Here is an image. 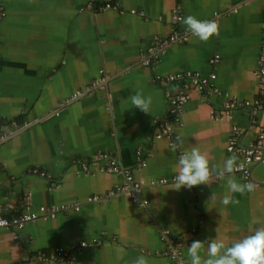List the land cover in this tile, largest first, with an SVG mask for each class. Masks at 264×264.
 Segmentation results:
<instances>
[{
  "label": "crops",
  "instance_id": "1",
  "mask_svg": "<svg viewBox=\"0 0 264 264\" xmlns=\"http://www.w3.org/2000/svg\"><path fill=\"white\" fill-rule=\"evenodd\" d=\"M3 4L0 215L30 210L40 217L24 227H0V264H134L141 254L148 264H178L174 254L190 264L192 241L204 242L200 254L206 257L217 229L230 246L252 234L249 226L253 232L264 227V159L249 175L259 186L232 194L239 204L222 203L227 176L210 185L174 188L182 151L199 147L214 169L233 154L240 163L244 157L229 150L234 126L242 146L264 126V100L253 111L244 105L261 99L256 63L263 48L264 0ZM177 12L215 20L219 35L200 41L174 20ZM176 29L183 44L170 41ZM157 38L168 43L146 66L141 53ZM214 56L218 92L203 91L187 78L166 79L187 71L209 76ZM96 77L104 78L102 89H92ZM183 89L188 101L178 122L171 108ZM138 90L153 98L152 113L130 108L128 98ZM168 118L173 136L157 137L159 123ZM181 133L184 143L173 153L170 146ZM112 159L132 170L148 205L125 195L102 204L90 201L125 181L122 172L108 169ZM232 178L247 183L238 171ZM54 206L56 217L46 211Z\"/></svg>",
  "mask_w": 264,
  "mask_h": 264
},
{
  "label": "clouds",
  "instance_id": "2",
  "mask_svg": "<svg viewBox=\"0 0 264 264\" xmlns=\"http://www.w3.org/2000/svg\"><path fill=\"white\" fill-rule=\"evenodd\" d=\"M181 22L186 25V30L198 37L200 41L207 42L214 35H219V25L215 20H199L194 15H188L182 17ZM128 99L132 105L130 108H137L145 114L152 113L153 98L151 96L145 97L142 90L130 95ZM183 143V134H178L176 143L170 146V150L175 153L178 146ZM238 159V156L233 154L224 161L222 166L214 169L210 165L208 156L199 147L182 151L179 155L174 177V188L177 190L185 187L192 189L199 185H210L214 178L224 180L227 176L228 192L223 196L222 203L224 205L239 204L240 201L235 199L232 194L243 195L246 192H252L255 185L251 182L241 183L232 178V174L240 167L237 163ZM214 199L215 193L212 194L210 200ZM249 231L252 232L251 235L229 246L220 237L217 229L218 235L208 240L206 257H202L200 254L204 242L192 241L187 249L190 264H264V227H257L253 232L249 226ZM134 264H148V258L141 254L135 259Z\"/></svg>",
  "mask_w": 264,
  "mask_h": 264
},
{
  "label": "built area",
  "instance_id": "3",
  "mask_svg": "<svg viewBox=\"0 0 264 264\" xmlns=\"http://www.w3.org/2000/svg\"><path fill=\"white\" fill-rule=\"evenodd\" d=\"M103 9V8H102ZM264 13V10H263ZM6 16V10L3 4V0H0V45L2 42V21ZM182 15H179L178 12L174 14V20L179 21L181 20ZM262 31L264 34V21L262 25ZM170 41H178L179 43L183 44L184 43V38L178 31V29L175 30L174 34L170 35ZM168 43V40L164 38H157L154 41V45L151 47L150 50L148 51H143L141 53V58L144 60V64L146 66H150L154 63L155 59L159 55V51L163 49ZM152 56H151V55ZM154 57V58H153ZM154 59V60H153ZM219 63V57L214 56L210 59V65H212L213 71L209 76H204L202 75L199 71H187L185 73H177L176 75H166V79L168 81L176 80V79H182L187 78L191 83L193 84H199L200 87L203 89V91H207V88H210L211 90H214L215 92H218V89L215 88V82L216 79V68ZM256 73L260 78V83H261V99L256 100L254 103L251 101H247L244 103L245 106H248L252 108L251 110L253 111L254 109H259L263 106L262 100H264V40H263V48H262V53L257 59L256 63ZM103 77H96L92 84L91 87L92 89H98L104 86L103 83ZM102 84V85H101ZM188 101V95L183 89L176 97L173 99V105H172V115L175 116L177 121L179 122V117L184 111L185 104ZM228 107H231V105H227ZM254 120V119H253ZM0 122H1V117H0ZM182 124V122H180ZM256 122L254 121V124ZM257 126L259 124H256ZM159 133L157 134V137H163L167 136L168 138H171L174 134V127L172 122L168 119H162V121L159 123ZM239 133L240 129L238 126H234L233 128V134L230 139V145H229V150L232 152H236L238 154H241L244 157V160L238 163L240 165L239 169L236 170L242 174L244 179L247 181V183L251 182L255 185V188L259 186L258 182L251 179L249 177L251 173L252 166H254L256 163L259 161H262L264 159V126L261 125L259 126V135L258 137L251 142L249 145H244L242 146L239 143ZM6 134L5 132L2 131V126L0 123V145L2 141L5 139ZM102 156L109 158V155L107 153H101ZM108 169L115 171V172H122L125 175V181L122 184H118L112 189H110L107 192V195H98L95 197H92L90 201L96 200L99 203H104L105 201L115 199L121 195H125L135 203H139L142 205H148L149 201L147 199H144L140 187L138 185L134 186L133 180V172L131 169L128 168H122L114 159L110 160V166ZM37 172H39V169H36ZM43 176H48L50 177L49 173L46 172H41ZM196 194H194L195 196ZM30 205H28L29 207ZM72 207L76 206V203H73L71 205ZM78 206L77 208H79ZM45 210V208H43ZM46 211L53 215L54 217L57 216L58 214V208L57 206H54L53 208H47ZM40 217V215L37 212L26 210L25 213L15 216V217H8L4 215H0V227H11V226H19V227H24L28 223L33 222L37 220ZM84 244V243H83ZM173 257L176 259L178 264H185L184 259L180 257L179 254H174ZM60 260V259H59ZM62 261L64 259L62 258Z\"/></svg>",
  "mask_w": 264,
  "mask_h": 264
}]
</instances>
